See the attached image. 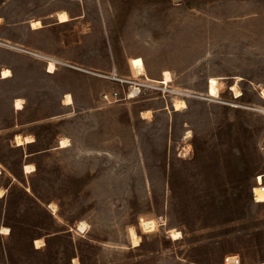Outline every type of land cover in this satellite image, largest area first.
Here are the masks:
<instances>
[{"label": "rangeland", "instance_id": "obj_1", "mask_svg": "<svg viewBox=\"0 0 264 264\" xmlns=\"http://www.w3.org/2000/svg\"><path fill=\"white\" fill-rule=\"evenodd\" d=\"M0 17V264L264 261V0H0Z\"/></svg>", "mask_w": 264, "mask_h": 264}, {"label": "bare ground", "instance_id": "obj_2", "mask_svg": "<svg viewBox=\"0 0 264 264\" xmlns=\"http://www.w3.org/2000/svg\"><path fill=\"white\" fill-rule=\"evenodd\" d=\"M55 15L57 17L58 22H67L70 19V17L68 16V13L65 10L57 11ZM1 22H2V18L0 17V23ZM29 24H30L31 28H33V29L41 27L40 20H32L29 22ZM55 68L56 67H55L54 60L49 59L47 61V64H46L47 71L48 72H54ZM9 76H11L10 69H8V68L1 69V71H0V77L1 78H6ZM170 80H171V76H170L169 72L165 71L163 74L161 84H163L164 86H167V84L170 82ZM156 83H158V82H156ZM231 90H233V92L235 94L240 93L237 84H234L231 87ZM214 91H215L214 87L211 86L210 87V94L214 93ZM260 95H261V97L264 96V87L261 88ZM72 102L73 101H72L71 96L69 94L65 95L64 104L68 105V104H71ZM13 105L16 109H21L23 107L22 99L15 98ZM173 106H174L175 110H180L182 108H185L186 104H185L184 100L174 99ZM142 115L148 116L149 111H144L142 113ZM14 141L17 145H21V144L33 141V137L32 136H21L20 134H15L14 135ZM67 145H68V142L66 139H61L59 141V147H65ZM23 168H24V172L28 173V172L33 171L35 169V166L33 163H25L23 165ZM256 180L258 182V185H255L252 187V195H253L255 201L264 202V185L262 183V176L259 175ZM2 195H3V190H0V196H2ZM48 206L52 209L51 211L56 212L57 206L55 204L49 203ZM140 221H141L140 225L142 226L144 231L152 230L156 227V222L153 219H148V220L140 219ZM82 227H83L82 224H80L79 228L81 229ZM8 230L9 229L7 227H1V232H7ZM129 234H130V238H131L133 246L138 245L140 242V237L135 233L134 228H130ZM180 236H181L180 231L175 230V229H170V237L171 238L176 239ZM34 243H35L36 247H39V246L44 244V240H43V238H36L34 240ZM237 259H238V257L236 255L227 256L225 258L224 264H237ZM73 261H74V264H79V261L76 259V257L73 259Z\"/></svg>", "mask_w": 264, "mask_h": 264}, {"label": "trees", "instance_id": "obj_3", "mask_svg": "<svg viewBox=\"0 0 264 264\" xmlns=\"http://www.w3.org/2000/svg\"><path fill=\"white\" fill-rule=\"evenodd\" d=\"M34 142V139H33V141H31V142H28V144H31V143H33ZM34 145H36V144H34ZM29 163V162H28ZM35 170V169H34ZM35 201V203H36V206L37 207H40L41 209H43L44 211H45V215H46V217H48L49 219H51V220H53L52 219V216H51V214L50 213H48L47 212V210L46 209H44V208H42V206H41V200H34ZM13 222L15 223V224H10V226H11V230H10V236H15V228H18V224H20L21 222H19V219L18 218H16L15 220H13ZM32 225V224H31ZM43 229H45V230H48V229H46V228H44V227H42ZM58 235V234H57ZM38 238H41V237H38ZM36 239V238H35ZM37 248H40V247H37ZM74 258V257H73ZM79 260V259H78ZM79 264H80V262H79Z\"/></svg>", "mask_w": 264, "mask_h": 264}, {"label": "crops", "instance_id": "obj_4", "mask_svg": "<svg viewBox=\"0 0 264 264\" xmlns=\"http://www.w3.org/2000/svg\"><path fill=\"white\" fill-rule=\"evenodd\" d=\"M237 264H239V258L237 259ZM250 264H264V261L250 263Z\"/></svg>", "mask_w": 264, "mask_h": 264}]
</instances>
